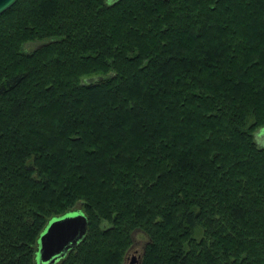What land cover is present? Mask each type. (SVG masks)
I'll return each mask as SVG.
<instances>
[{
	"label": "trees",
	"instance_id": "1",
	"mask_svg": "<svg viewBox=\"0 0 264 264\" xmlns=\"http://www.w3.org/2000/svg\"><path fill=\"white\" fill-rule=\"evenodd\" d=\"M106 1L0 15V264H264V0Z\"/></svg>",
	"mask_w": 264,
	"mask_h": 264
},
{
	"label": "water",
	"instance_id": "2",
	"mask_svg": "<svg viewBox=\"0 0 264 264\" xmlns=\"http://www.w3.org/2000/svg\"><path fill=\"white\" fill-rule=\"evenodd\" d=\"M17 1L0 0V15ZM86 230V218L79 211L52 218L38 237L36 264H56L83 240ZM134 263L135 259L130 264Z\"/></svg>",
	"mask_w": 264,
	"mask_h": 264
},
{
	"label": "rangeland",
	"instance_id": "3",
	"mask_svg": "<svg viewBox=\"0 0 264 264\" xmlns=\"http://www.w3.org/2000/svg\"><path fill=\"white\" fill-rule=\"evenodd\" d=\"M117 0H107L106 4L110 5ZM43 43L32 42L24 45L25 52H31L41 46ZM255 141L259 147H264V130L258 129L254 134ZM147 242L146 237L140 233H134L132 236V246L127 253L126 260L124 264H130L133 259H135L134 264H138L143 252V248Z\"/></svg>",
	"mask_w": 264,
	"mask_h": 264
}]
</instances>
